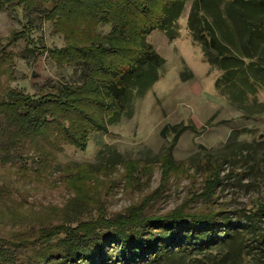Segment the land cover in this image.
Listing matches in <instances>:
<instances>
[{
	"label": "rangeland",
	"instance_id": "1",
	"mask_svg": "<svg viewBox=\"0 0 264 264\" xmlns=\"http://www.w3.org/2000/svg\"><path fill=\"white\" fill-rule=\"evenodd\" d=\"M226 1L221 0L223 8ZM192 2H184L175 37L160 29L147 35L164 59L158 78L133 104L124 106L105 131L90 132L82 148L62 143L50 169L28 163L16 173L19 167L0 164V249L14 258L17 254V264L31 258L34 264H252V258L264 264V251L254 247L256 240L248 239L242 227L244 212L264 204V83L237 72L241 100L230 97L229 87L219 86L223 70L211 65L206 49L186 26ZM20 14L0 10L2 43L22 28ZM32 15L35 34L47 46H62L64 39L51 23L39 12ZM245 28L257 29L258 23L249 22ZM25 45L20 38L3 47L16 53L9 86L43 93L48 84L66 78L69 68L56 67L46 53L25 56L20 53ZM172 127L179 131L174 133ZM215 170L219 180L211 183ZM141 202L160 213L181 205L190 212L229 213V226L237 227L240 235L203 247L200 254L191 251L155 261L139 257L125 262L113 242L104 245L102 256L93 251L94 260L63 256L64 244L55 236L69 227V219L85 221L96 213L113 216ZM263 216L256 222L260 230ZM218 230L223 237L222 228ZM241 238L249 250L243 257L236 253Z\"/></svg>",
	"mask_w": 264,
	"mask_h": 264
},
{
	"label": "trees",
	"instance_id": "2",
	"mask_svg": "<svg viewBox=\"0 0 264 264\" xmlns=\"http://www.w3.org/2000/svg\"><path fill=\"white\" fill-rule=\"evenodd\" d=\"M184 2L0 0V10L21 13L23 20L22 28L12 32L5 44L22 38L26 45L20 53H46L56 67L70 69L65 79L48 84L43 93L20 91L8 85L14 78L16 53L5 50L0 40V164L19 167L16 173L21 167L26 169L28 163L40 170L50 169L62 143L82 148L90 132L105 131L107 123L123 113L124 106H129L130 101L133 104L135 96L158 78L164 59L146 37L154 29L162 30L169 38L175 37V24ZM34 12H39L51 23L53 31L62 35V46H47L35 34ZM255 21L257 29L245 28ZM101 26L107 30H101ZM186 26L206 49L211 65L223 70L217 83L231 89L228 91L233 100L243 96L237 72L264 83V0H227L224 8L221 0H193ZM172 129L174 133L179 131ZM216 172L209 176L211 183L219 180ZM221 213L207 209L190 212L182 205L160 213L151 204L141 202L113 216L96 213L85 221L78 220L79 217L69 219V227L51 238H60L63 256L73 261L94 260V252L102 256L108 242L116 245L117 256L125 262L138 261L139 257H151L154 261L175 254L183 257L191 251L200 254L203 247L224 243L232 235L237 239L240 232L237 227L231 230V215ZM263 215L261 203L242 216L243 233L256 240L254 247L259 251H264V228L260 230L256 222ZM219 228L225 233L223 237L218 234ZM244 240L238 241L239 257L249 253ZM2 251L0 262L18 263L17 254L14 258ZM34 259H27L24 264H34Z\"/></svg>",
	"mask_w": 264,
	"mask_h": 264
}]
</instances>
